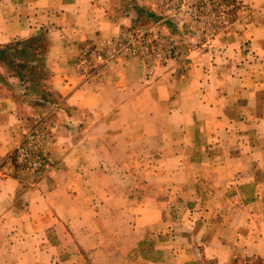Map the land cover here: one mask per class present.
I'll return each instance as SVG.
<instances>
[{"label":"rangeland","instance_id":"obj_1","mask_svg":"<svg viewBox=\"0 0 264 264\" xmlns=\"http://www.w3.org/2000/svg\"><path fill=\"white\" fill-rule=\"evenodd\" d=\"M101 7L0 45V264H264V0Z\"/></svg>","mask_w":264,"mask_h":264},{"label":"crops","instance_id":"obj_2","mask_svg":"<svg viewBox=\"0 0 264 264\" xmlns=\"http://www.w3.org/2000/svg\"><path fill=\"white\" fill-rule=\"evenodd\" d=\"M104 1L106 0H0V45L27 39L35 32V25L32 22L41 24L43 17L56 19L62 15H73L76 16L74 18L81 20L79 26L85 31L93 32L99 29L104 30L103 32L112 31L115 23L105 19L104 16L103 18L97 16V14L105 15L101 7ZM92 15L96 18L92 19ZM15 109L16 104L11 97L0 95V168L3 167L9 151L14 146L16 133L21 127V120ZM219 175V173H214L216 178ZM18 185L17 177L4 173V168L0 170V196L5 197L8 193H14ZM219 187L224 195L233 188L231 183L220 184ZM252 206L259 209V213H262L260 217L264 218V199L259 197L254 201L242 203V210H237V214L247 216L250 213L247 209Z\"/></svg>","mask_w":264,"mask_h":264}]
</instances>
